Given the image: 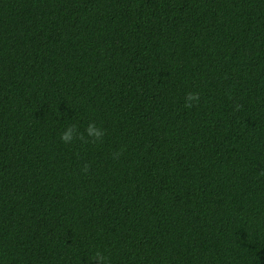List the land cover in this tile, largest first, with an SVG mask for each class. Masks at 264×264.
<instances>
[{
    "label": "trees",
    "instance_id": "obj_1",
    "mask_svg": "<svg viewBox=\"0 0 264 264\" xmlns=\"http://www.w3.org/2000/svg\"><path fill=\"white\" fill-rule=\"evenodd\" d=\"M0 264H264V0H0Z\"/></svg>",
    "mask_w": 264,
    "mask_h": 264
},
{
    "label": "clouds",
    "instance_id": "obj_2",
    "mask_svg": "<svg viewBox=\"0 0 264 264\" xmlns=\"http://www.w3.org/2000/svg\"><path fill=\"white\" fill-rule=\"evenodd\" d=\"M188 99H189V100H192V99H194V97H191V96H190ZM88 132H89V135H93V136H96V137H99V135L101 134V133H99V132H98L94 127H92V126H89ZM63 139H64L65 141L70 140V139H71L70 134H69L68 132H66V133L64 134V136H63Z\"/></svg>",
    "mask_w": 264,
    "mask_h": 264
}]
</instances>
